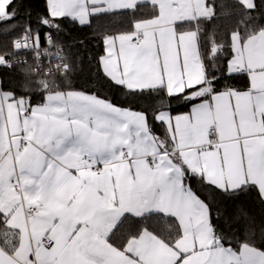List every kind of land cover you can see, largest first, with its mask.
<instances>
[{
  "label": "snow or ice",
  "instance_id": "obj_1",
  "mask_svg": "<svg viewBox=\"0 0 264 264\" xmlns=\"http://www.w3.org/2000/svg\"><path fill=\"white\" fill-rule=\"evenodd\" d=\"M105 17L128 18L98 69L126 107L77 89L54 40ZM0 35L19 71L0 80V264H264V223L236 207L240 239L213 212L217 196L264 207V0H45L35 27L0 0Z\"/></svg>",
  "mask_w": 264,
  "mask_h": 264
},
{
  "label": "trees",
  "instance_id": "obj_2",
  "mask_svg": "<svg viewBox=\"0 0 264 264\" xmlns=\"http://www.w3.org/2000/svg\"><path fill=\"white\" fill-rule=\"evenodd\" d=\"M25 9L31 13V22L33 27L36 26L38 18L44 14L45 0H23ZM123 22V23H122ZM24 20L20 21L23 25ZM220 28L218 29L223 33L224 22H219ZM121 27H128L127 17H105L102 19H93L92 25L81 27L77 23L65 19L61 24V32L56 35L54 33V40L57 44H63L65 46H71V55L75 58L73 61L74 66L78 64L76 70L71 77L72 84L77 89H83L85 91L94 90L98 94L111 99L113 102L120 106H128L126 103V96L124 93L116 91L114 88L102 87L103 80L99 75V58L105 55V45L103 43V35L105 32H113ZM209 30L213 28V24L206 26ZM19 28L17 29V34ZM17 36H4L0 35V54H12L13 53V41ZM222 38L218 36L217 39ZM83 40V45H80L78 41ZM27 61L32 63V57L26 55ZM19 79V71L14 68L9 70L7 68H0V80L3 81L5 87L9 86L11 82ZM240 85H237L239 87ZM143 108H148L147 102H142ZM191 103H185L183 101H171V109L173 115L186 113L190 110ZM139 110V109H138ZM154 131H160L161 124L158 122L153 123ZM193 187H198L195 181L192 182ZM245 206L248 211L256 217V222L259 225L264 223V207H262L258 201L252 197H241L240 200L233 201L226 198L217 196L213 204V212L219 209L224 218L217 223L224 229L225 232H231L233 229H239V238H244L243 233V221L237 223L233 220V213L236 207ZM224 219H227L232 224V229H229L224 224Z\"/></svg>",
  "mask_w": 264,
  "mask_h": 264
},
{
  "label": "built area",
  "instance_id": "obj_3",
  "mask_svg": "<svg viewBox=\"0 0 264 264\" xmlns=\"http://www.w3.org/2000/svg\"><path fill=\"white\" fill-rule=\"evenodd\" d=\"M9 55H13V53L12 54H9ZM26 55H30L31 56V54H19V55H16V56H13V58L14 59H21V60H27V57H25ZM32 57V56H31Z\"/></svg>",
  "mask_w": 264,
  "mask_h": 264
},
{
  "label": "crops",
  "instance_id": "obj_4",
  "mask_svg": "<svg viewBox=\"0 0 264 264\" xmlns=\"http://www.w3.org/2000/svg\"><path fill=\"white\" fill-rule=\"evenodd\" d=\"M68 20H70V19H68ZM71 21V20H70ZM106 54V53H105ZM190 110H191V108H190ZM189 110V111H190ZM188 111V112H189ZM187 113V112H186ZM158 135H162L163 134V127H162V125H161V127H160V131H155Z\"/></svg>",
  "mask_w": 264,
  "mask_h": 264
}]
</instances>
